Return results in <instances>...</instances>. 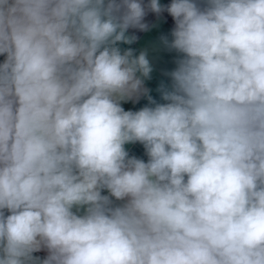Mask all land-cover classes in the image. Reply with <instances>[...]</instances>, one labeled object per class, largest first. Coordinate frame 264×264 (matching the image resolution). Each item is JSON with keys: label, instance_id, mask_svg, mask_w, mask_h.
Returning <instances> with one entry per match:
<instances>
[{"label": "clouds", "instance_id": "1", "mask_svg": "<svg viewBox=\"0 0 264 264\" xmlns=\"http://www.w3.org/2000/svg\"><path fill=\"white\" fill-rule=\"evenodd\" d=\"M0 57V264H264V0H0Z\"/></svg>", "mask_w": 264, "mask_h": 264}, {"label": "crops", "instance_id": "2", "mask_svg": "<svg viewBox=\"0 0 264 264\" xmlns=\"http://www.w3.org/2000/svg\"><path fill=\"white\" fill-rule=\"evenodd\" d=\"M145 2H147V0H145ZM160 2L161 4L167 5L171 2V0H160ZM144 22L149 25L148 31L129 29V34L137 37L136 42L131 45L120 44L119 46L122 50L129 47L134 49V54L136 55H138L140 51H147L148 59L153 66V72L151 74V79L145 81V86L151 90L150 94L157 102L163 103L164 101L161 100L160 93L157 89L161 82L165 84L170 83V78L165 76L164 73L175 68L174 61L177 54L175 52H168L165 50L161 44L160 37L168 36V38L171 39L170 33L174 27V21L167 12H164L159 18L154 13H148ZM2 60L3 57H1V61ZM147 104V99L142 97L139 102L136 103H133L132 101L122 102V107H124L126 111H137ZM126 149L129 151L130 155H134L137 158L147 161L145 150L141 144L136 143L126 145ZM34 255L43 258L46 253L38 252Z\"/></svg>", "mask_w": 264, "mask_h": 264}, {"label": "built area", "instance_id": "3", "mask_svg": "<svg viewBox=\"0 0 264 264\" xmlns=\"http://www.w3.org/2000/svg\"><path fill=\"white\" fill-rule=\"evenodd\" d=\"M0 61H1V57H0Z\"/></svg>", "mask_w": 264, "mask_h": 264}, {"label": "water", "instance_id": "4", "mask_svg": "<svg viewBox=\"0 0 264 264\" xmlns=\"http://www.w3.org/2000/svg\"><path fill=\"white\" fill-rule=\"evenodd\" d=\"M106 194V193H105Z\"/></svg>", "mask_w": 264, "mask_h": 264}]
</instances>
